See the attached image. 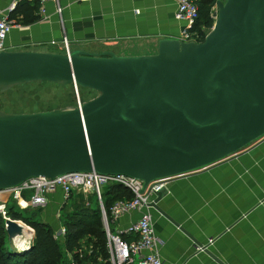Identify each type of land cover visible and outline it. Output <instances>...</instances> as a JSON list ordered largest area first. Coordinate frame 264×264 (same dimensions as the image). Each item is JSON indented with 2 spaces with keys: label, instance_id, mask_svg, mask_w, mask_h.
<instances>
[{
  "label": "water",
  "instance_id": "95a60500",
  "mask_svg": "<svg viewBox=\"0 0 264 264\" xmlns=\"http://www.w3.org/2000/svg\"><path fill=\"white\" fill-rule=\"evenodd\" d=\"M216 6L201 41L161 39L153 54L0 52V93L34 81L99 92L79 106L0 110V190L95 171L141 180L143 193L264 136V0ZM166 193L161 187L149 203L164 216L158 201ZM12 221L6 230L15 237Z\"/></svg>",
  "mask_w": 264,
  "mask_h": 264
},
{
  "label": "crops",
  "instance_id": "0c3cea01",
  "mask_svg": "<svg viewBox=\"0 0 264 264\" xmlns=\"http://www.w3.org/2000/svg\"><path fill=\"white\" fill-rule=\"evenodd\" d=\"M38 5L0 0V15L14 23L9 50L66 53L65 38L69 51L145 55L156 53L161 39H179L184 29L173 0H46L42 13ZM28 8L37 18L24 23ZM164 186L158 206L167 217L142 208L110 222L113 232L149 211L163 264H264V136L206 167L167 178ZM63 203L60 190L50 192L46 205L35 207V218L60 232Z\"/></svg>",
  "mask_w": 264,
  "mask_h": 264
},
{
  "label": "built area",
  "instance_id": "2783aa9c",
  "mask_svg": "<svg viewBox=\"0 0 264 264\" xmlns=\"http://www.w3.org/2000/svg\"><path fill=\"white\" fill-rule=\"evenodd\" d=\"M39 1V12H44V2ZM176 5L175 18L184 22V29L179 40L198 41L193 27L198 18L197 0H173ZM15 4L12 6V8ZM217 10L212 7V18H216ZM13 22L7 17L0 15V52L9 50L7 38L13 28ZM63 48L68 50V42L64 38ZM51 41V44H55ZM116 183L127 187L132 192L129 200H118L114 202L107 213L102 201V189L106 184ZM143 182L138 179L124 175H102L95 171L71 172L64 175L48 178L44 176L30 177L21 184L0 190V215L5 220L12 219L8 214V200L14 199L26 202L31 208L43 207L47 203L48 194L55 190H60L65 199L71 198L74 190L82 189L86 192L94 193L102 216L105 218V233L107 247L110 254L111 264H163L159 249L161 241L154 231L153 221L149 211L141 213L139 218L128 228L113 232L110 229V222L122 214L131 213L142 208H149V203L153 200L155 192L164 186V180L149 183L143 193L141 189ZM165 187V186H164ZM61 231H65L63 228ZM125 236H131L126 239Z\"/></svg>",
  "mask_w": 264,
  "mask_h": 264
},
{
  "label": "trees",
  "instance_id": "16d2710c",
  "mask_svg": "<svg viewBox=\"0 0 264 264\" xmlns=\"http://www.w3.org/2000/svg\"><path fill=\"white\" fill-rule=\"evenodd\" d=\"M214 3L215 0H197L198 18L193 31L196 32L198 41H201L213 26L211 9ZM36 18L33 8H28L23 22L30 23ZM132 195L127 187L116 183L106 184L101 193L107 213L114 202L129 200ZM11 209L12 206H8L9 216L18 218L20 214L11 212ZM60 218L65 228L63 237H55L54 229L48 223L32 219L29 224L34 230L33 241L28 249L17 251L6 248V220L0 215V264H111L98 206L77 208L63 213ZM83 238H88L91 243L89 251L82 250Z\"/></svg>",
  "mask_w": 264,
  "mask_h": 264
},
{
  "label": "rangeland",
  "instance_id": "374dc122",
  "mask_svg": "<svg viewBox=\"0 0 264 264\" xmlns=\"http://www.w3.org/2000/svg\"><path fill=\"white\" fill-rule=\"evenodd\" d=\"M212 7L214 8V10H217L216 3H214ZM215 19L216 18H213V24L215 22ZM209 31L210 30H208L207 33ZM98 94L99 92L97 90L91 88L76 87L74 85L63 86L61 84H56L48 81H34L20 84L6 92L0 93V110L10 114L49 111L69 106L82 105L84 102H87L98 96ZM24 197L27 202V194H25ZM26 202L23 203L14 199L8 200V206H12L11 212H18L20 214L18 218H12L13 221H20L31 231L30 236H26L28 237V240L25 244H20L16 240V238L11 237L7 231L8 237L6 248L8 249H15L17 251H20L23 248H27V245H31L33 241L34 230L29 224V221H31L32 219H36V213L40 209L28 207ZM93 206L99 207L97 198L94 193L86 192L82 189L74 190L71 194V199H69L67 203H63L62 207L60 208V210H62L59 213V218L56 217V221H58V223L60 222V225L63 226L60 218L63 213L81 207ZM33 209H35V215H33V213H30ZM102 221L105 228L106 222L103 216ZM110 229L113 231L112 224H110ZM64 233L65 231L57 232V229L54 230V236L57 238L63 237ZM81 245L82 250H90L91 243L89 242L88 238H83L81 241Z\"/></svg>",
  "mask_w": 264,
  "mask_h": 264
},
{
  "label": "bare ground",
  "instance_id": "6f19581e",
  "mask_svg": "<svg viewBox=\"0 0 264 264\" xmlns=\"http://www.w3.org/2000/svg\"><path fill=\"white\" fill-rule=\"evenodd\" d=\"M15 225V228H14V236L16 238V240L20 243V244H25L27 242H24V243H21L18 239L21 238V237H25L28 235V237L30 236V230L29 228L25 227L24 224H22L20 221H12Z\"/></svg>",
  "mask_w": 264,
  "mask_h": 264
}]
</instances>
